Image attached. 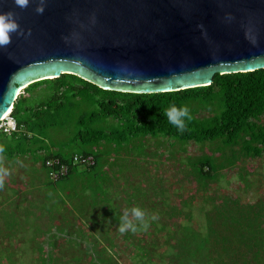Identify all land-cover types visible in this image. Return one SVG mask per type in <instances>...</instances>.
Masks as SVG:
<instances>
[{
	"label": "trees",
	"instance_id": "1",
	"mask_svg": "<svg viewBox=\"0 0 264 264\" xmlns=\"http://www.w3.org/2000/svg\"><path fill=\"white\" fill-rule=\"evenodd\" d=\"M170 104L187 106L190 110L192 119L186 122L182 133L164 114ZM10 116L16 129L10 134L0 129V145L5 147L3 154L26 153L34 159L40 153L45 171V159L58 158L60 163L55 167L66 163L69 169L56 180L48 176L53 183L68 179L82 166L72 164L73 154L91 155L94 163L82 166L89 170L95 168L100 159L107 158V153L128 150L137 142L144 143L146 138L169 147L175 143L216 142L215 149L222 153L221 160L211 153H202L188 158L186 163L200 181L204 178L217 180L220 170L227 163L231 165L237 155L256 157L264 152V121L260 122V117L264 116V68L215 73L209 85L154 93L105 90L76 75L63 73L57 78L38 80L24 87L13 103ZM54 134L64 135L66 141L62 137L53 139ZM79 175L85 177L86 173ZM95 180L98 185H103L102 178ZM86 186L93 191H84L85 197L80 198L78 193L68 197L71 201L79 197L76 210L82 218H87L89 212L85 205L97 207L101 196L110 198L112 195L110 190L103 193L92 184ZM200 209L202 215L205 210L210 213L203 217L201 227L193 229L190 222H180L173 230V236L167 234L164 255L158 257L159 262L191 264L196 260L198 264H264L262 201L246 206L210 202ZM122 213L118 215L115 227H119ZM164 224L154 226L162 231ZM126 233L129 236L131 232ZM76 236L82 237L78 232ZM138 252L134 256L136 264H160L153 259L155 251L150 250V253L140 249ZM186 252L190 256L185 255ZM39 256L31 264H52V255ZM8 263L22 264L12 260L0 264Z\"/></svg>",
	"mask_w": 264,
	"mask_h": 264
},
{
	"label": "water",
	"instance_id": "2",
	"mask_svg": "<svg viewBox=\"0 0 264 264\" xmlns=\"http://www.w3.org/2000/svg\"><path fill=\"white\" fill-rule=\"evenodd\" d=\"M36 2L0 0L25 32L0 48V119L24 87L63 73L154 93L264 68V0H45L42 14Z\"/></svg>",
	"mask_w": 264,
	"mask_h": 264
},
{
	"label": "rangeland",
	"instance_id": "3",
	"mask_svg": "<svg viewBox=\"0 0 264 264\" xmlns=\"http://www.w3.org/2000/svg\"><path fill=\"white\" fill-rule=\"evenodd\" d=\"M263 121L264 116L260 117ZM3 122L12 123L10 112ZM53 137L67 138L62 134ZM216 145L189 142L169 147L146 138L128 150L107 153L95 168H77L68 179L57 183L50 181L41 166L40 153L34 159L26 153L0 154V162L11 169L0 188V263L12 260L31 264L39 255L47 258L50 254L52 264H136L134 256L142 253L140 249L155 251L153 259L159 262L167 234L173 236L180 222H190L193 229L201 227L203 217L210 215L206 210L202 215L201 206L207 207L210 202L245 206L264 203V152L256 157L237 155L231 165L227 163L220 170L217 180L196 178L186 161L202 153L221 160L222 153L215 149ZM81 172L89 176L79 175ZM96 177L102 178V186ZM88 184L103 193L110 190L112 195L106 198L102 194L97 207L85 205L89 212L87 218H82L76 210L79 197L73 201L68 197L73 193L85 197L84 191H93ZM133 206L145 209L149 217L156 214L158 219L149 220L147 230L131 232L129 236L121 234L115 227L117 217L123 209ZM162 223L165 229L156 230L154 225ZM185 255L190 256L188 252Z\"/></svg>",
	"mask_w": 264,
	"mask_h": 264
},
{
	"label": "clouds",
	"instance_id": "4",
	"mask_svg": "<svg viewBox=\"0 0 264 264\" xmlns=\"http://www.w3.org/2000/svg\"><path fill=\"white\" fill-rule=\"evenodd\" d=\"M14 4L23 9L28 7L30 0H13ZM45 9V0H37L35 6V12L42 14ZM23 35L25 34L24 30L21 29L16 14L9 11H0V48L6 47L11 43L12 34ZM30 34V29L28 30ZM165 116L167 117L168 122L175 126L178 132H183L186 129V122L191 121L192 115L187 106H177L176 104H170L165 109ZM5 152L4 145H0V154ZM3 157L0 156V161ZM17 164L22 165V162L17 160ZM11 175V169L7 166H4L0 162V188L4 186L5 178ZM120 223L118 231L123 234L125 232L135 233L138 230H147L149 227V220H157L158 216L152 214L148 216L145 209L139 206H133L131 208H125L122 215L120 216Z\"/></svg>",
	"mask_w": 264,
	"mask_h": 264
},
{
	"label": "built area",
	"instance_id": "5",
	"mask_svg": "<svg viewBox=\"0 0 264 264\" xmlns=\"http://www.w3.org/2000/svg\"><path fill=\"white\" fill-rule=\"evenodd\" d=\"M7 115H3L0 119V129H2L5 133L10 134L16 129V124L14 122V119L10 116V121L12 122L11 124L7 125L3 122L5 120ZM59 159L56 157H50L48 159H45L44 161V166L46 168V172L48 176L56 180L64 175L67 174L69 166L65 163L60 164V166L55 167V165H59ZM94 163V159L91 155L87 156H82L79 154H73L72 155V164H79L82 166H90Z\"/></svg>",
	"mask_w": 264,
	"mask_h": 264
},
{
	"label": "bare ground",
	"instance_id": "6",
	"mask_svg": "<svg viewBox=\"0 0 264 264\" xmlns=\"http://www.w3.org/2000/svg\"><path fill=\"white\" fill-rule=\"evenodd\" d=\"M9 112H10V109L6 112V114L5 115H8L9 114Z\"/></svg>",
	"mask_w": 264,
	"mask_h": 264
}]
</instances>
